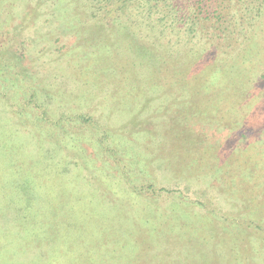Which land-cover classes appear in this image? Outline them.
Instances as JSON below:
<instances>
[{
    "label": "rangeland",
    "instance_id": "obj_1",
    "mask_svg": "<svg viewBox=\"0 0 264 264\" xmlns=\"http://www.w3.org/2000/svg\"><path fill=\"white\" fill-rule=\"evenodd\" d=\"M107 1L0 0V264H264V2Z\"/></svg>",
    "mask_w": 264,
    "mask_h": 264
},
{
    "label": "trees",
    "instance_id": "obj_2",
    "mask_svg": "<svg viewBox=\"0 0 264 264\" xmlns=\"http://www.w3.org/2000/svg\"><path fill=\"white\" fill-rule=\"evenodd\" d=\"M99 1H102V0H99ZM172 1V0H171ZM209 1H211V0H209ZM215 1H218V2H222V0H215ZM226 1H229V4H230V8H232L233 7V11H234V15L235 16H237L236 18H235V20H237V18L238 17H240L239 15H243V12L241 11V10H238L237 9V7H236V4H239V2H241V1H244V0H226ZM235 2V6L232 4V2ZM263 2H264V0H262ZM108 2V1H107ZM170 2V0H115L114 1V3H113V5H114V7L115 8H113L112 7V5L108 2V5L105 3V2H103L105 5H103L99 10L98 9H94L93 10V15H95V16H97L99 13H100V10L103 8V9H110V11L109 12H107V14L106 15H111L112 13H113V11H115V14L116 13H118L119 11H121V8H123L124 10H125V13H128V15H129V7H131L132 5H134L135 6V11H137V13L138 14H142V15H148V17H149V15H151L152 16V13H153V10L155 9V8H157L159 5H163V6H168V8L170 7V5L168 4ZM201 2H203V1H201ZM262 2V3H263ZM224 3V2H223ZM123 4V5H122ZM127 6H128V8H127ZM149 6H151L152 7V9L149 11V9H150V7ZM114 9V10H113ZM149 11V12H148ZM170 11H171V9H170ZM148 12V13H147ZM168 11H167V9H166V13H167ZM98 13V14H97ZM124 13V14H125ZM131 13H133V12H131ZM137 13H134L133 15H138ZM228 13H230V10H226L225 8L224 9H222V7H221V10H220V12H219V16H220V18H222L224 15H226V14H228ZM260 17H263L264 16V12L263 11H260ZM258 17V15H256V18ZM255 18V17H254ZM239 19H242V18H239ZM235 25H236V27L239 29L240 28V24H238V23H235ZM263 31L261 30V33H262ZM232 33L234 34L235 33V30H232ZM260 32H257V30L255 29V28H249V29H243V32H241V35H244V36H246V35H250V34H252L251 36H249L250 38L248 39V43L250 42V41H252L251 43H252V49L254 50L253 52H252V56H253V60L254 61H258V62H260V63H263L264 64V42L262 41H259V39H262V37H259V39H257V37L261 34ZM237 35V34H236ZM247 36V37H248ZM264 37V36H263ZM248 44H247V46H246V49L248 48ZM250 47V46H249ZM207 96V95H206ZM208 97H210V95H208ZM211 97H214V95L212 94V96ZM65 147H63V149H64V151L65 152H71V153H73V151L71 150L72 148H70L69 146H68V144L67 143H65ZM62 149V148H61ZM198 157L199 158H202L203 156L200 154V155H198ZM225 165H226V163H225ZM257 232H259V229L258 230H256ZM151 238H153V237H151ZM144 242H146V241H144ZM148 242H155V240H151L150 239V241H148ZM31 246V245H30ZM37 246H38V244H37ZM232 247V246H231ZM231 247L230 248H228V250H229V252L231 251ZM233 249H235V250H237L238 251V248L236 249L234 246L232 247ZM243 254H250V252L248 251V250H243V252H242ZM242 253H240L239 254V251H238V254L239 255H242V257H243V254ZM256 253V251H254V254ZM227 256V255H226ZM225 257V256H224ZM152 259H146V258H140V260H142L141 261V264H162L163 262L162 261H157L155 258H153V256L151 257ZM208 258V260L211 258V257H207ZM223 258V257H222ZM221 257H219V259H218V257L217 256H214L213 257V259L212 260H220V259H222ZM225 258H227V257H225ZM184 260H185V263L186 264H189V263H191V264H196V261H188V259H185L184 258ZM223 260V262H224V264H237L236 262H234V261H232L231 259H229V260H224V259H222ZM236 261V260H235ZM193 262H195V263H193ZM207 262V260H206V257H204L203 258V260H200L197 264H207L206 263Z\"/></svg>",
    "mask_w": 264,
    "mask_h": 264
}]
</instances>
